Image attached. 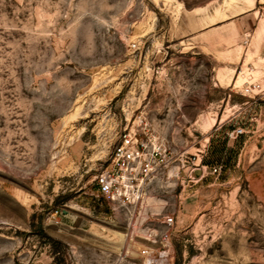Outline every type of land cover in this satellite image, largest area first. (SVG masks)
<instances>
[{
	"label": "rangeland",
	"instance_id": "obj_1",
	"mask_svg": "<svg viewBox=\"0 0 264 264\" xmlns=\"http://www.w3.org/2000/svg\"><path fill=\"white\" fill-rule=\"evenodd\" d=\"M0 264H264V0H0Z\"/></svg>",
	"mask_w": 264,
	"mask_h": 264
},
{
	"label": "built area",
	"instance_id": "obj_2",
	"mask_svg": "<svg viewBox=\"0 0 264 264\" xmlns=\"http://www.w3.org/2000/svg\"><path fill=\"white\" fill-rule=\"evenodd\" d=\"M250 90L244 89L245 92ZM242 132V128H237L229 135L234 137ZM157 163L154 152H146L134 132H124L110 153L108 164L95 177L97 192L108 201L124 202L134 182L146 178ZM198 168L204 171L203 166ZM163 221L171 225L173 218L165 216Z\"/></svg>",
	"mask_w": 264,
	"mask_h": 264
},
{
	"label": "crops",
	"instance_id": "obj_3",
	"mask_svg": "<svg viewBox=\"0 0 264 264\" xmlns=\"http://www.w3.org/2000/svg\"><path fill=\"white\" fill-rule=\"evenodd\" d=\"M233 21H235V20H233ZM223 124H225V122H218L217 124H215V128H214V130H218L220 127H221V125H223ZM205 172H206V170H205V168H204V171H202V174H201V176L198 178V180L197 181H200V180H202L203 178H205Z\"/></svg>",
	"mask_w": 264,
	"mask_h": 264
},
{
	"label": "water",
	"instance_id": "obj_4",
	"mask_svg": "<svg viewBox=\"0 0 264 264\" xmlns=\"http://www.w3.org/2000/svg\"><path fill=\"white\" fill-rule=\"evenodd\" d=\"M202 174V170L200 168H195L194 171L192 172L193 177L198 178Z\"/></svg>",
	"mask_w": 264,
	"mask_h": 264
},
{
	"label": "trees",
	"instance_id": "obj_5",
	"mask_svg": "<svg viewBox=\"0 0 264 264\" xmlns=\"http://www.w3.org/2000/svg\"><path fill=\"white\" fill-rule=\"evenodd\" d=\"M184 5L187 6L186 2H184Z\"/></svg>",
	"mask_w": 264,
	"mask_h": 264
}]
</instances>
